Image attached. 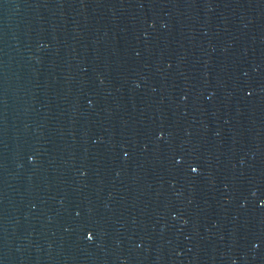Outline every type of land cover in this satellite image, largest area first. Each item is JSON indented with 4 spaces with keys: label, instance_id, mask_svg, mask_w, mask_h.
Returning <instances> with one entry per match:
<instances>
[{
    "label": "water",
    "instance_id": "obj_1",
    "mask_svg": "<svg viewBox=\"0 0 264 264\" xmlns=\"http://www.w3.org/2000/svg\"><path fill=\"white\" fill-rule=\"evenodd\" d=\"M0 264H264V0H0Z\"/></svg>",
    "mask_w": 264,
    "mask_h": 264
}]
</instances>
